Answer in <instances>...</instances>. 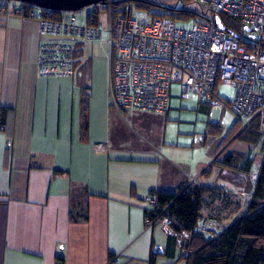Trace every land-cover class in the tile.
<instances>
[{
    "label": "crops",
    "instance_id": "0c3cea01",
    "mask_svg": "<svg viewBox=\"0 0 264 264\" xmlns=\"http://www.w3.org/2000/svg\"><path fill=\"white\" fill-rule=\"evenodd\" d=\"M5 7L0 11V264H108L113 256L118 264H150L159 248L153 264H186L176 252L164 254L167 235L158 225L147 226L143 216L146 193L174 191L163 177L169 165L154 145L144 147L128 135L120 113L105 103L98 125L89 129L88 120L81 139L80 110L68 103L73 80L38 76L37 48L46 38L39 35L37 20ZM138 114L152 113L132 115ZM121 128L122 134L116 133ZM71 199L85 200V221L69 220Z\"/></svg>",
    "mask_w": 264,
    "mask_h": 264
},
{
    "label": "built area",
    "instance_id": "2783aa9c",
    "mask_svg": "<svg viewBox=\"0 0 264 264\" xmlns=\"http://www.w3.org/2000/svg\"><path fill=\"white\" fill-rule=\"evenodd\" d=\"M113 1L98 3L104 18L99 16L89 22L86 14L82 20L75 12H59L56 17V11L30 5L26 17L37 20L39 35L46 38L37 48L38 76L76 79L87 61L86 46L98 40L107 48L108 99L116 112L164 114L169 86L178 82L181 96L197 98L209 119L214 110L219 111L220 117L227 109L240 130L253 120L264 127V0H178L205 7L189 27H182L180 24L186 22L171 18L137 23L130 14L113 15ZM0 4V11L4 12L8 4ZM11 6L13 13L24 15L23 3ZM219 13L248 27L256 37L242 40L235 31L230 30L235 34L230 35L218 28L214 19ZM219 84L234 88L231 102L216 93ZM211 124L219 126V121ZM193 141L204 142L205 136L193 137ZM142 201L146 205L157 204L150 192ZM145 223L151 225L148 220ZM158 226L166 235L176 237L181 254L186 255L188 249L183 248L182 242L194 231L216 230L221 224L209 219L197 228L176 233L169 218L161 216ZM108 264H118L117 257L109 259Z\"/></svg>",
    "mask_w": 264,
    "mask_h": 264
},
{
    "label": "rangeland",
    "instance_id": "374dc122",
    "mask_svg": "<svg viewBox=\"0 0 264 264\" xmlns=\"http://www.w3.org/2000/svg\"><path fill=\"white\" fill-rule=\"evenodd\" d=\"M149 1H154L155 5L149 6V10L137 8L133 4L130 5V17L137 23L149 22L152 19L151 17L157 15L163 16L165 8L171 6L177 10L187 9L196 13L195 19L180 24L182 27H189L194 20L199 19L205 9L204 6L194 2L187 4L178 0ZM5 2L8 5L15 4L14 1ZM99 7V4L90 5L76 11L74 14L79 20H82V15L95 9L100 11L99 16L103 20V10L101 11V7ZM235 21L231 19L230 24L236 26ZM241 26L238 24L234 30L242 40H253L256 37L252 32H243ZM101 38L104 39L105 35L103 34ZM85 55L89 64L83 66L78 77L71 82V97L68 103H71L73 110L78 108L79 113L81 93L88 95V120L89 129H91L92 127L96 128L98 125L99 112L101 107L104 108V103L112 111L108 99L109 65L105 43L97 40L88 44ZM216 93L225 101L231 102L235 90L230 86L219 84L216 87ZM201 107L197 98H183L180 84L173 82L169 86L167 111L161 114L160 117L152 113L147 114L151 115V118H147V121L141 119L134 122L132 118L140 119L143 117L139 114L133 116L132 114L139 112H129L130 110H127L125 112L120 111L117 119L121 126L127 132L129 131L128 135L134 136L136 141L144 147L148 148L149 145L147 144L154 145L156 154L161 161L169 165L163 171V177L166 184H173L174 190L183 186L187 181L197 179L196 183L222 191L221 194H215L209 198L211 201L205 206L203 214L217 213L222 219L221 222L229 223L231 219L244 212L249 199L247 185L253 182L254 175L244 176L223 170L225 174L222 175L225 177L220 178L218 177L220 176L218 175L220 167L216 163L211 165L210 163L216 156H218V160H222L230 153L241 154L252 159L250 173L257 174L262 159L264 132L259 139L261 141L257 144H250L234 138L239 132L240 126L229 110L225 109L220 117L219 111L214 110L213 117L209 119L205 110ZM112 115L113 113H111ZM217 121H219L220 130L212 133L208 130V126L210 123ZM201 135H205L204 142L193 141V137L198 138ZM237 143L242 147H246V149L244 148L245 150L242 151V147L237 146ZM204 170H206L205 174L201 175ZM176 177H178L177 182H173ZM205 235L210 236V234Z\"/></svg>",
    "mask_w": 264,
    "mask_h": 264
},
{
    "label": "trees",
    "instance_id": "16d2710c",
    "mask_svg": "<svg viewBox=\"0 0 264 264\" xmlns=\"http://www.w3.org/2000/svg\"><path fill=\"white\" fill-rule=\"evenodd\" d=\"M23 4L24 15L22 16L26 17L27 11L31 6L26 3ZM132 4L143 10H149V6H155L154 1L151 2L149 0H114L112 4L113 15H129V7ZM100 10L102 11L103 9L100 8ZM54 13L56 17L61 14L57 11ZM99 13L100 11L94 9L86 14V17L84 15L82 17H85L86 22H89L90 19L96 21ZM195 15L196 13L187 9L177 10L169 6L167 9L165 8L163 16L157 15L158 17H151V20L171 18L178 22H188L190 19H195ZM219 18L226 29L236 31L234 29L238 26L237 21L222 13H219ZM231 19L236 22V26L230 24ZM80 114L81 139H85L88 129V95L85 93H81ZM141 117L143 118L132 119L136 122L141 119L147 121V118H151L145 115ZM140 124L142 123L140 122ZM208 130L216 133L219 132L220 127L210 123ZM122 132V128L116 131V133L120 134ZM263 132L264 127L260 128L258 121L253 120L247 128L240 130L234 138L250 144H257L261 141L259 139ZM217 158L218 156L211 161L210 165L216 163L220 167L218 174L220 178L225 177L222 175L225 174L223 170L244 176L254 175L250 173L253 161L249 157L230 153L222 160ZM205 172L206 170L202 171L201 175L205 174ZM253 178V182L247 185L249 199L244 212L231 219L229 223L221 222L222 219L217 213L203 214L205 206L211 201L209 198L215 194H221L220 192L222 191L196 183L197 179H193L190 182L187 181L174 191L161 189L149 191L157 199V204H145L143 209L144 220H148L151 223L150 227L158 225L161 216L169 218V225L176 233L184 229L192 230L197 228L202 220L213 219L221 224L216 230H208L207 232L194 231L189 239H185L182 242L183 248L188 249L186 255L181 254L176 244V237L167 235V247L164 250V254L171 256L176 252L178 258L185 260L186 264H264V144L262 145L260 168ZM83 192H86L84 188ZM85 203L84 199H71L68 212L69 220L85 221L87 219ZM205 234H210V236L208 237ZM168 250L171 253H168ZM156 252H158V249H156ZM156 254L153 250L149 258L150 264H153Z\"/></svg>",
    "mask_w": 264,
    "mask_h": 264
},
{
    "label": "water",
    "instance_id": "95a60500",
    "mask_svg": "<svg viewBox=\"0 0 264 264\" xmlns=\"http://www.w3.org/2000/svg\"><path fill=\"white\" fill-rule=\"evenodd\" d=\"M0 1H14L19 3H26L38 8L48 9L57 12H76L87 6L101 3L104 0H0ZM214 23L218 28L225 30L226 33L230 35H235L232 31L225 29L224 25L222 24L218 16L214 19ZM242 30L245 32L250 31V29L246 26H242ZM154 252H156V249H154ZM158 252L162 253L161 248L158 249Z\"/></svg>",
    "mask_w": 264,
    "mask_h": 264
},
{
    "label": "bare ground",
    "instance_id": "6f19581e",
    "mask_svg": "<svg viewBox=\"0 0 264 264\" xmlns=\"http://www.w3.org/2000/svg\"><path fill=\"white\" fill-rule=\"evenodd\" d=\"M203 221V220H202ZM185 230V229H184ZM170 236V235H169Z\"/></svg>",
    "mask_w": 264,
    "mask_h": 264
}]
</instances>
